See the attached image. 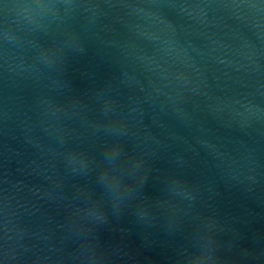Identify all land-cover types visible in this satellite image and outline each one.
I'll list each match as a JSON object with an SVG mask.
<instances>
[{"label": "water", "instance_id": "obj_1", "mask_svg": "<svg viewBox=\"0 0 264 264\" xmlns=\"http://www.w3.org/2000/svg\"><path fill=\"white\" fill-rule=\"evenodd\" d=\"M0 264H264V0H0Z\"/></svg>", "mask_w": 264, "mask_h": 264}]
</instances>
